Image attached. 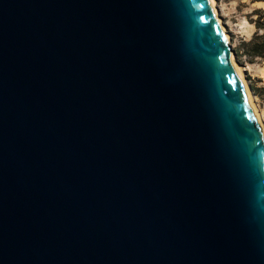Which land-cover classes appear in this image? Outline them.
Instances as JSON below:
<instances>
[{"label": "water", "instance_id": "water-1", "mask_svg": "<svg viewBox=\"0 0 264 264\" xmlns=\"http://www.w3.org/2000/svg\"><path fill=\"white\" fill-rule=\"evenodd\" d=\"M0 264H264V129L209 0H0Z\"/></svg>", "mask_w": 264, "mask_h": 264}, {"label": "rangeland", "instance_id": "rangeland-1", "mask_svg": "<svg viewBox=\"0 0 264 264\" xmlns=\"http://www.w3.org/2000/svg\"><path fill=\"white\" fill-rule=\"evenodd\" d=\"M215 6L228 34L229 49L235 62L242 69L264 126V58L253 57L248 52L250 48L248 42L257 30L252 22L257 15H252V11L257 8L264 9V1L215 0Z\"/></svg>", "mask_w": 264, "mask_h": 264}, {"label": "trees", "instance_id": "trees-1", "mask_svg": "<svg viewBox=\"0 0 264 264\" xmlns=\"http://www.w3.org/2000/svg\"><path fill=\"white\" fill-rule=\"evenodd\" d=\"M255 1H264V0H252ZM252 15H257L256 18L252 19V22L255 24L257 30L255 31L253 37L248 42L249 45V54L253 57H262L264 58V9L257 8L252 11Z\"/></svg>", "mask_w": 264, "mask_h": 264}, {"label": "bare ground", "instance_id": "bare-ground-1", "mask_svg": "<svg viewBox=\"0 0 264 264\" xmlns=\"http://www.w3.org/2000/svg\"><path fill=\"white\" fill-rule=\"evenodd\" d=\"M210 1V4H211V6H212V9H213V11H214V14H215V16L217 17V20H218V22H219V24H220V26H221V28H222V30H223V33H224V36H225V38H226V41H227V45H228V34L225 32V28H224V26L222 25V22H221V20H220V17L218 16V14H217V9H216V6H215V0H209ZM257 3H261V2H257ZM248 21V20H247ZM247 23V22H246ZM248 24H250V23H248ZM249 31V30H248ZM228 50H229V52L231 53V51H230V49H229V45H228ZM231 55H232V53H231ZM232 57H233V55H232ZM233 59H234V57H233ZM235 61V60H234ZM236 63V62H235ZM236 65H237V67H238V69H239V71H240V73H241V75H242V77H243V79H244V81H245V83H246V86H247V88H248V90H249V87H248V85H247V82H246V80H245V78H244V75H243V73H242V69L239 67V65L236 63ZM249 92H250V90H249ZM251 94V93H250ZM254 102V101H253ZM254 105H255V103H254ZM255 108H256V110H257V107H256V105H255ZM257 113H258V116H259V118H260V121H261V116H260V114H259V112H258V110H257ZM261 124H262V126H263V123H262V121H261ZM263 129H264V126H263Z\"/></svg>", "mask_w": 264, "mask_h": 264}]
</instances>
